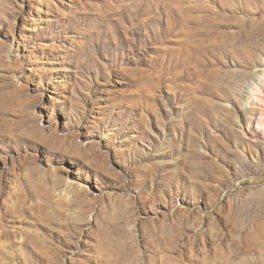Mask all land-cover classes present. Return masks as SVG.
Wrapping results in <instances>:
<instances>
[{
	"label": "rangeland",
	"instance_id": "374dc122",
	"mask_svg": "<svg viewBox=\"0 0 264 264\" xmlns=\"http://www.w3.org/2000/svg\"><path fill=\"white\" fill-rule=\"evenodd\" d=\"M0 264H264V0H0Z\"/></svg>",
	"mask_w": 264,
	"mask_h": 264
}]
</instances>
